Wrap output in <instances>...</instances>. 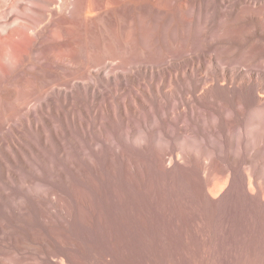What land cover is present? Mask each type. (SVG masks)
Listing matches in <instances>:
<instances>
[{
    "label": "rangeland",
    "instance_id": "obj_1",
    "mask_svg": "<svg viewBox=\"0 0 264 264\" xmlns=\"http://www.w3.org/2000/svg\"><path fill=\"white\" fill-rule=\"evenodd\" d=\"M0 264H264V0H0Z\"/></svg>",
    "mask_w": 264,
    "mask_h": 264
}]
</instances>
